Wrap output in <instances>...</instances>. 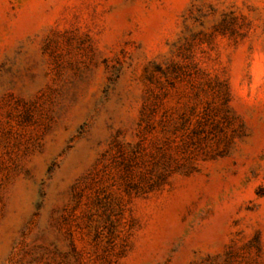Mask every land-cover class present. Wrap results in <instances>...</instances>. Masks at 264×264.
I'll list each match as a JSON object with an SVG mask.
<instances>
[{"label": "rangeland", "instance_id": "374dc122", "mask_svg": "<svg viewBox=\"0 0 264 264\" xmlns=\"http://www.w3.org/2000/svg\"><path fill=\"white\" fill-rule=\"evenodd\" d=\"M0 264H264V0H0Z\"/></svg>", "mask_w": 264, "mask_h": 264}]
</instances>
